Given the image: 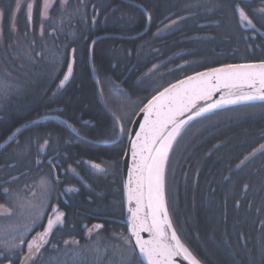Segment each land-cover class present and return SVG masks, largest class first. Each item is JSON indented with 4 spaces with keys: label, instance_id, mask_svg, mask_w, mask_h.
Returning a JSON list of instances; mask_svg holds the SVG:
<instances>
[{
    "label": "trees",
    "instance_id": "obj_1",
    "mask_svg": "<svg viewBox=\"0 0 264 264\" xmlns=\"http://www.w3.org/2000/svg\"><path fill=\"white\" fill-rule=\"evenodd\" d=\"M32 1L29 19L24 5L11 17L15 0H0V53L4 47L10 54L16 39L36 57L27 73L17 50L14 58L0 55L3 79L14 87L0 92V142L46 113L58 114L76 134L62 119L45 118L0 149V204L44 175L54 190L49 203L64 213L39 252L30 257L28 245L43 218L14 248H0V264H65L73 243L86 247L96 239L106 248L124 243L128 264H142L122 222L120 159L129 125L152 95L183 76L264 61V0H66L62 8L55 0L49 24H38L42 0ZM82 2V15L70 18ZM48 46L59 59L44 62ZM70 51L72 72L61 84ZM117 122L120 139L101 143L117 136ZM164 191L177 235L202 264H264V101L188 121L169 150ZM109 251L100 259L118 264ZM80 256L84 264L91 261Z\"/></svg>",
    "mask_w": 264,
    "mask_h": 264
},
{
    "label": "snow or ice",
    "instance_id": "obj_2",
    "mask_svg": "<svg viewBox=\"0 0 264 264\" xmlns=\"http://www.w3.org/2000/svg\"><path fill=\"white\" fill-rule=\"evenodd\" d=\"M47 0L45 2V10L48 8ZM29 19L30 10L32 5H28ZM241 18L248 24H252V21L244 15L241 11ZM172 23H176L173 21ZM255 27V25H253ZM72 72V66L69 64L68 73ZM215 76L216 83H212V77ZM69 78L65 75L64 80ZM237 81L246 82L252 86L258 81L262 88H264V63L259 65L243 64V65H226L222 68L211 69L208 72L197 73L195 76L187 77L186 81H180L178 85H172L170 89H165L159 94L158 97H153L152 101H149V105L146 106V110L151 111L154 101H158L161 98L166 97L171 90L177 89L180 85L196 82L195 86L185 88L183 90V96H173L169 99V106L167 111L161 113L158 112V119L156 121H147L146 124L141 125V130L150 135L151 144H156L159 141V147L153 149L149 143H145L140 147V161L136 165L137 169L141 173L138 177V190L135 192V199L139 206L142 205L144 200H147V208L150 210V222L147 218L141 220L137 213H133V232L137 236V245L140 250L141 256L148 261V264H174L173 257L183 256L184 259L189 260L190 264H200V261L192 254V252L181 242L174 229H172L171 221L168 218V210L164 200L163 193V173L164 164L168 159V151L172 147L173 141L180 135L183 126L194 117L200 116L202 113L210 112L217 108L222 103H236L238 100L253 101L264 100V92L259 95L253 94H241L237 95L235 99L220 100L214 103H209L206 106L198 107L196 101L204 99L211 95L212 91L220 87L223 83L224 87L234 86ZM63 84V81H61ZM191 105V109L189 108ZM184 111H192V114L187 117L186 120L177 121V115H182ZM169 125L171 128L169 129ZM167 130V135H164ZM140 138V133H137V139ZM47 143V141L45 142ZM133 157L137 156V144L132 145ZM147 155H144V152ZM154 153V154H153ZM247 159V158H246ZM243 163V161L241 162ZM99 168V165L96 166ZM147 186V192L144 188ZM247 187V185H245ZM133 190H129V198H133ZM63 212H57L54 219L49 218L47 229L44 234L41 235V239L48 235L54 224L63 223ZM95 227L99 228L100 225ZM171 232L169 233V230ZM139 230L148 231L151 233L149 240H141L139 238ZM47 243V241H44ZM68 241H65L67 244ZM29 248L35 249L36 252L40 251L41 245L29 242ZM122 264H128L126 258L122 257Z\"/></svg>",
    "mask_w": 264,
    "mask_h": 264
},
{
    "label": "water",
    "instance_id": "obj_3",
    "mask_svg": "<svg viewBox=\"0 0 264 264\" xmlns=\"http://www.w3.org/2000/svg\"><path fill=\"white\" fill-rule=\"evenodd\" d=\"M147 28H148V24L145 27V29L142 32H140L138 35H141L142 33L146 32ZM72 61H73L72 51H70L69 52V62H68L67 68L65 70L63 79H62L63 83L66 81V80H64L65 75H68V76L70 75L68 73V66H69V64H71V66H72ZM260 63H264V61H244V62H236V63H227V64H222V65H218V66H214V67H210V68H205V69L193 72L191 74H188L186 76H183V77L169 83L168 85H166L165 87L160 89L158 92H156L154 95H152L138 109V111L134 115V117H133V119L129 125L128 131H127L125 145H124L122 156L120 159V174H121V180H122V199H123V211H124L122 222L125 223L127 237H128L130 246L142 264H148V261H146L141 256L139 247L137 245V236L134 234L133 228H132L133 223H134L133 213L134 212L137 213V215L140 217L141 220H143L145 218H147L149 220V218H148V212H147L148 210H147V206H146L147 205L146 199L144 200L142 205L139 206V211H137L138 205H137V202L135 199V192L138 190V183L137 182H138V177L141 175V173L137 169L136 165L140 161V147L145 143H149L150 147H152L154 149L155 146L157 145L158 141L156 144H151L150 143V140H151L150 135H147L146 132L141 130V125L146 124V120L147 121H156L158 119V116H157L158 112L163 113V112L167 111V108L169 106V99L171 97L183 96V90L185 88L195 86L196 82H192L191 85H189V84L180 85L177 89L171 90L168 94H166V97L161 98L160 100L153 102V106L151 107V111L146 110V106L149 105V101L153 100V97H158L159 94L161 92H163L165 89H170L172 85H178L180 81H186L187 77H189V76H195L197 73H201V72H208L211 69L222 68L226 65H243V64L259 65ZM212 83L213 84L216 83L215 76L212 77ZM261 92H264V88L261 87V85L258 81L255 83L254 86H252L249 83L241 82V81L235 82L234 86H231V87H224L223 83H221L220 87H218L214 91H212L210 96L196 101V104L198 107H203L209 103H214L216 101L235 99V97L237 95H241V94L259 95ZM260 101H264V100H259V99L253 100V101L238 100L236 103H222L217 108H215L213 110H217V109H221V108H225V107L233 106V105H237V104L260 102ZM189 108L191 109V105H189ZM191 114H192V111H184L182 115H177L176 119H177V121L186 120L187 117ZM202 114H205V113H202ZM50 116L54 117V115H43L41 117L30 119V120H27V121L21 123L14 130H12V132L2 142H0V149L5 147L11 141L12 137L19 130H21L23 127L30 125V124H33V123H36V122H38L44 118L50 117ZM62 120L65 122V124L68 126V128L74 134H76V131L70 127L69 123L64 119H62ZM170 128H171V125H169V129ZM166 132H167V130L165 131V133ZM137 133H140L139 139H137ZM121 134H122V130H121V128H119L117 137H115L113 140H111L109 142H101V143H105V144L106 143L107 144L115 143L120 139ZM134 143L137 144L136 151L138 153L135 158L133 157V154H132L133 153L132 145ZM143 154L147 155L148 153L145 151ZM89 164L96 169L102 170V167L100 165H99V168L96 167L98 165L96 163L90 162ZM165 164H166V162H165ZM165 164H164V172H165ZM130 189L133 190V193H134L132 199L129 198V190ZM144 191L146 193L145 188H144ZM163 193H164V200H165V204H166L165 191H164V173H163ZM166 207H167V205H166ZM168 218L170 220L169 213H168ZM172 229H174L173 225H172ZM169 231L171 232V229ZM139 238L141 240H149L151 238V233L148 231L139 230ZM173 261H174V264H190L182 256L173 257ZM200 264H202V263L200 262Z\"/></svg>",
    "mask_w": 264,
    "mask_h": 264
},
{
    "label": "rangeland",
    "instance_id": "obj_4",
    "mask_svg": "<svg viewBox=\"0 0 264 264\" xmlns=\"http://www.w3.org/2000/svg\"><path fill=\"white\" fill-rule=\"evenodd\" d=\"M65 1L66 0H59V4L63 5ZM45 2L46 0H42L41 15L43 17L46 16L48 8L54 2V0H47L49 6L46 10L44 8ZM29 4L33 5V1L15 0L11 17H15L18 9L20 8V6L23 5L26 10V14L29 17V8H28ZM82 11H84V2L81 3L79 8H75L73 10L72 13L73 15L70 18H74L76 16L75 15L76 12L82 15L83 13ZM31 12L32 9L30 10V14ZM1 24L2 22H1V10H0V47L4 39ZM10 24H11L10 26L11 30L15 33L16 26L13 23V20ZM69 33L74 34L72 29L69 30ZM12 43L17 45L16 48L13 49L12 48L13 44H11V47H9L11 53L9 54L7 53V49L6 48L4 49L3 47L0 53L1 59L6 55L14 58V56H16L14 50H17L20 54L19 57L25 59L24 61L27 60L26 62H28L23 64L22 67L23 68L26 67L27 73L29 72L32 73V71H30V68H32L33 66L32 62L33 60L36 61V57H34V54L30 53L29 47H27L28 48L27 49L22 45L20 46L19 45L20 42H16V39H14ZM49 46L48 49L51 53L45 55L44 62L56 61L60 57V55L57 54L58 52L55 54L54 50H52V48H49ZM18 52H17V57H18ZM5 67H6L5 63L2 60H0V92H2L3 90L6 91L7 90L11 91L12 89L14 90V87H10L8 84L9 82L3 79L6 78V73H7V69ZM117 127L118 129L121 128V125L118 122H117ZM49 184L50 183L48 182V178L44 175H41L36 180H34L31 185H28L26 189L25 188L19 189L17 192L13 193L12 196H10L11 198L8 201L7 205H0V248H4V249L14 248L18 243V241L21 238H23L25 233L30 230L32 225H34L37 221L40 220L42 208L44 206V203L47 202L46 199L50 189ZM56 213L57 211L55 210L52 211L53 215H55ZM42 241H44V239ZM42 241L40 234H36L31 240V242H34L35 244H39ZM73 244L74 245L72 249H70V247H68L67 249L72 250L74 253H70L68 254V256L64 258L65 264H84L85 261L80 256V254L83 252L87 254L86 257L88 258V260L91 259V261H89L90 263L88 262L87 264H104L103 261L100 259V257L103 256L106 250L107 251L110 250L108 253L110 255L115 256V261L118 264H122V257L128 260L131 253L129 248L124 243L122 244L121 242L114 246L109 245L108 248H106L101 244L99 245L97 239L91 241L86 247L78 246L76 242ZM28 251H29V255H31V251L33 252V255L36 253L34 248L33 249L29 248ZM33 255H31L30 257H32ZM28 258L26 260H29ZM62 258L63 256H61L59 261L62 260ZM58 264H61V262H58Z\"/></svg>",
    "mask_w": 264,
    "mask_h": 264
},
{
    "label": "flooded vegetation",
    "instance_id": "obj_5",
    "mask_svg": "<svg viewBox=\"0 0 264 264\" xmlns=\"http://www.w3.org/2000/svg\"><path fill=\"white\" fill-rule=\"evenodd\" d=\"M55 1V0H54ZM54 3V2H53ZM53 3L50 5V7L48 8V11H47V14H46V16L45 17H43L42 15H41V6H42V2H41V5H40V8H39V22H38V24H49V23H51L52 21H49V13H50V10L52 9V6H53ZM60 7L62 8L63 6L62 5H60ZM32 9V8H31ZM31 15V14H30ZM13 23H14V21H13ZM15 24V23H14ZM29 24H31V22L29 21ZM43 115H54V117H52V116H50V117H47V118H57V119H61V117L58 115V114H50V113H46V114H42V115H40V116H37V117H35V118H38V117H41V116H43ZM34 119V118H33ZM45 119V118H44ZM28 120H30V119H28ZM43 120V119H42ZM25 121H27V120H25ZM24 121V122H25ZM23 123V122H22ZM20 125V124H19ZM14 130V129H13ZM12 132V131H11ZM10 132V133H11ZM9 133V134H10ZM8 134V135H9ZM7 135V136H8ZM6 136V137H7ZM5 137V138H6ZM4 138V139H5ZM13 138V137H12ZM12 140V139H11ZM3 141V140H2ZM57 180H60V178L59 177H57ZM50 185V184H49ZM62 186V190H66V191H70V190H76V187L75 186H69V185H66V186H63V185H61ZM52 191H54L53 190V188H52V186L50 185V189H49V194H48V196H47V199H46V203H44V206H43V208H42V211H41V217H40V219H44V223L41 225V227L36 231L37 233H39L40 235H42L43 234V232L44 231H46V229H47V225H48V221H49V218H53L54 219V217H55V215H53L52 214V211H57V212H62L60 209H58V207H57V205L56 204H50L49 202V198H50V196H51V194H52ZM0 205H3V204H0ZM54 209V210H53ZM40 221V220H39ZM38 223V221L35 223V224H37ZM56 224H54V226H55ZM33 226V225H32ZM36 226V225H35ZM53 226V227H54ZM34 227V226H33ZM33 227H31L30 228V230L33 228ZM21 240H19L18 242H20ZM41 241H42V239H41ZM43 242V241H42ZM41 243V242H40ZM39 243V244H40Z\"/></svg>",
    "mask_w": 264,
    "mask_h": 264
},
{
    "label": "bare ground",
    "instance_id": "obj_6",
    "mask_svg": "<svg viewBox=\"0 0 264 264\" xmlns=\"http://www.w3.org/2000/svg\"><path fill=\"white\" fill-rule=\"evenodd\" d=\"M119 130V129H118ZM164 135H167V132L164 134ZM159 147V141H158V143H157V145L155 146V148H158ZM154 148V149H155ZM154 154V153H153ZM145 190H146V192H147V186L145 185ZM146 202H147V200H146ZM147 212H148V218H149V222H150V219H151V217H150V210L147 208ZM170 217V216H169ZM171 220V219H170ZM172 223V222H171ZM169 233H170V231H169ZM183 243V242H182ZM184 244V243H183ZM185 245V244H184ZM186 246V245H185ZM187 247V246H186ZM188 248V247H187ZM189 249V248H188ZM183 257V256H182ZM185 260H187V259H185ZM188 262H189V260H187ZM190 263V262H189Z\"/></svg>",
    "mask_w": 264,
    "mask_h": 264
}]
</instances>
